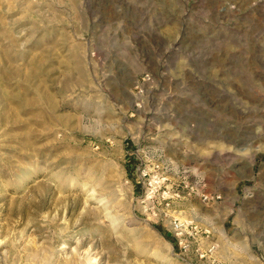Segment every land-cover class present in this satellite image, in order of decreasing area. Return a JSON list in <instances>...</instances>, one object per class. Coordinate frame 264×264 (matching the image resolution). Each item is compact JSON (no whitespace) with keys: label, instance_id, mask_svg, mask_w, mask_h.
Masks as SVG:
<instances>
[{"label":"rangeland","instance_id":"1","mask_svg":"<svg viewBox=\"0 0 264 264\" xmlns=\"http://www.w3.org/2000/svg\"><path fill=\"white\" fill-rule=\"evenodd\" d=\"M0 264H264V0H0Z\"/></svg>","mask_w":264,"mask_h":264},{"label":"built area","instance_id":"2","mask_svg":"<svg viewBox=\"0 0 264 264\" xmlns=\"http://www.w3.org/2000/svg\"><path fill=\"white\" fill-rule=\"evenodd\" d=\"M177 226V225H176Z\"/></svg>","mask_w":264,"mask_h":264}]
</instances>
